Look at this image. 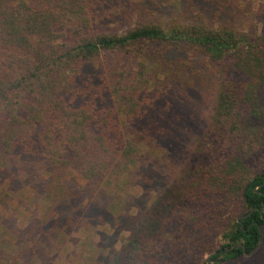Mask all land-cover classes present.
I'll list each match as a JSON object with an SVG mask.
<instances>
[{"label": "trees", "instance_id": "obj_1", "mask_svg": "<svg viewBox=\"0 0 264 264\" xmlns=\"http://www.w3.org/2000/svg\"><path fill=\"white\" fill-rule=\"evenodd\" d=\"M100 8V0H0V177L39 183L48 198L60 192L50 213L14 230L12 252L0 235V264H52L57 208L83 203L88 189L68 183V170L96 196L85 200V218L119 215L115 194L98 190L113 177L123 182L174 134L172 82L210 68L214 88L193 148L169 168L137 226L107 257L91 236L81 244L87 264H207L213 252L224 264L250 260L264 229V185L255 188L264 182V32L199 12L110 32L98 24ZM243 160L263 164L246 179ZM237 243L244 250L220 252Z\"/></svg>", "mask_w": 264, "mask_h": 264}, {"label": "rangeland", "instance_id": "obj_2", "mask_svg": "<svg viewBox=\"0 0 264 264\" xmlns=\"http://www.w3.org/2000/svg\"><path fill=\"white\" fill-rule=\"evenodd\" d=\"M100 3L98 24L101 30L110 32L121 33L137 21L153 20L166 24L171 19L191 20L197 12L215 24L234 22L245 31L256 29L264 32V16L261 14L264 0H100ZM176 52L177 49L172 52L171 62L175 60ZM214 73L215 69L210 68L191 77L185 76L182 81L172 82L171 92L179 110V116H175L174 134L169 135L163 146L148 150L129 172L122 173L123 182L113 177L109 183L102 185V190H98L106 195L115 194V207L122 210L119 215L106 211L102 216L95 213L93 217L85 218V208L82 206L88 204L86 201L92 190L85 186L86 183L75 171H67L68 183L75 182L80 190H85V199L83 203L76 200L74 206H68L64 202L63 207L57 208L56 227L60 229L54 234L55 243L49 239L50 246L55 244L52 264H87L84 258L86 249L81 244L86 236L99 242L106 257L120 247L129 230L137 226L139 217L143 216L153 197L160 191V184L164 185L169 180V171L178 168L179 161L193 148L192 141L196 139L202 112L206 109V92L214 88ZM147 148L148 146H142L143 151ZM261 160L264 162V156H261ZM261 160L252 166L246 164L247 160H243L240 173L248 179L254 169L262 166ZM15 181L5 176L0 177V235L7 237V252H12L15 247L14 230L35 221L32 219L34 215L41 217L46 212L50 213L48 206L54 204L55 194H60L54 189L48 198L44 195L47 187L44 188L39 183L31 187L29 180L26 184ZM91 200L96 203V196L92 195L89 201ZM208 255L209 253H205L203 258H208ZM105 256L102 259H106ZM250 257L248 261H229L226 264H264V229L262 242Z\"/></svg>", "mask_w": 264, "mask_h": 264}, {"label": "water", "instance_id": "obj_3", "mask_svg": "<svg viewBox=\"0 0 264 264\" xmlns=\"http://www.w3.org/2000/svg\"><path fill=\"white\" fill-rule=\"evenodd\" d=\"M263 185H264V182L261 183L260 185H257L255 188H257L258 186H263ZM257 192H259V191H257ZM261 194H263V193H261ZM253 210H255V208ZM253 210H251L247 214L241 215L238 218V221H239L240 225H242L240 220L246 218L247 216H249L253 212ZM260 216L262 217L261 213H260ZM262 219L264 220V217H262ZM261 242H262V238L259 239L257 246L253 250H251L249 253H247V255L250 256L259 247V245L261 244ZM239 246H242V248L244 250V246L242 244H240V243H237L235 245H232L231 247H227V248L221 250L220 252H228L231 248L239 247ZM214 254H216V252L210 253L208 255V258H206V263L207 264H211V262H215L217 264H222V262L220 260H214V259L211 258Z\"/></svg>", "mask_w": 264, "mask_h": 264}, {"label": "flooded vegetation", "instance_id": "obj_4", "mask_svg": "<svg viewBox=\"0 0 264 264\" xmlns=\"http://www.w3.org/2000/svg\"><path fill=\"white\" fill-rule=\"evenodd\" d=\"M261 215H262V214H261ZM262 217H264V216L262 215ZM262 217H261V219H262ZM262 220H263V219H262ZM253 223H255V222H253ZM258 231H259V235H260L259 239H260V238H262V229H261L260 226H258ZM258 241H259V240H258ZM257 244H258V243H257ZM256 246H257V245H256ZM256 246H255V247H256ZM255 247H254V248H255ZM254 248H253V249H254ZM253 249H252V250H253ZM212 259H213V258H212ZM214 260H219V259H214ZM220 261H221V260H220ZM221 262H222V261H221ZM211 264H217V263H215V262H211ZM222 264H223V263H222Z\"/></svg>", "mask_w": 264, "mask_h": 264}]
</instances>
